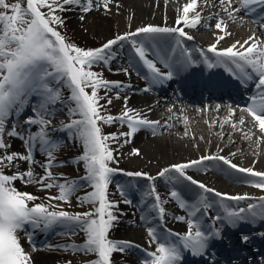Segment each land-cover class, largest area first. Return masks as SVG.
Returning a JSON list of instances; mask_svg holds the SVG:
<instances>
[{"label": "snow or ice", "instance_id": "6c2138e0", "mask_svg": "<svg viewBox=\"0 0 264 264\" xmlns=\"http://www.w3.org/2000/svg\"><path fill=\"white\" fill-rule=\"evenodd\" d=\"M93 2L94 0H85V2L82 0H16L9 3L8 0H0V150H3V154L0 155V264H32L31 254L26 252L21 244L20 233L25 234L32 246V251H37L39 249L36 248L33 240L34 232L38 229L46 232L57 225L64 227V235H75L78 231L85 234V242L82 245L72 244L64 247L66 250L70 248L73 252L94 255L95 259L88 261V264H112L113 253L117 251L123 253L129 248L139 247L128 241H114L109 238L113 222L117 219L114 210H118L117 204L109 199V186L116 172L122 170L110 166L116 161L109 141H115L118 137L115 134H103L100 122L111 124L119 120L121 125L126 123L130 131L120 135L129 137L140 128L153 127L158 122L143 118L141 113L127 108V101H125V110L119 117L102 115L101 109L105 106L99 102L104 97L99 96V90L103 88L108 91L113 87L119 88L121 83L103 79L101 73L92 69L100 63L108 65L116 55L111 51L112 47L120 41H128L135 56L151 74L152 83L170 80L173 77V64L170 57L165 59L159 51L154 52L159 62L169 69L167 73H164L157 67L154 59L148 58L149 51L146 43L137 42L134 37L140 34L148 37L178 34L179 37L189 41L194 37L187 34L181 27L150 25L141 27L136 32L118 35L100 48L82 49L67 42L65 36L57 31V26H63V20L56 13L70 10L65 7L66 5L78 6L87 13L93 9ZM95 2L99 4L101 0H95ZM25 3L26 6H24ZM110 3L111 0H103L106 10ZM220 3H227L228 7L225 11L232 19H235L234 13L239 12L241 8L246 15L256 11L257 8H264V0H240V8H232V0H220ZM196 8L197 0H191L185 5L183 15L176 21L177 25L183 23L189 28H196L201 22V14L196 12L195 16L189 19V13L195 12ZM44 9L47 11H43ZM215 28L226 32L222 19L217 21ZM224 39V35L219 36L217 43ZM150 46L155 48V45ZM177 48L183 49L182 59L177 63H191V52L183 48L180 39L175 40V47H170L169 53L175 55ZM197 51L204 56L202 50L197 49ZM207 52L212 53L216 58L215 63H212L205 57V63L209 68L222 66L225 71L243 83L253 81L254 76L258 78L255 83L257 94L250 97L251 102L241 110L247 112L259 130L264 132V42L252 36L243 44L237 41L225 49H218L217 45L213 44ZM124 71L127 74L128 70ZM63 88H67L70 92L66 100L63 98ZM89 88L90 93L86 90ZM148 90L144 89V91ZM32 97H36L37 102L31 105L34 115L28 116L23 121L24 125L29 126L26 129L22 127L19 117L29 107ZM116 98L119 99V96ZM107 103H112L111 98L107 99ZM58 104L67 107L69 115V122H61L59 130L66 131L69 138L78 139L83 146L82 155L74 161L75 163L82 161L84 164L85 175L79 181L64 178V182L59 183V178L52 172V169L57 166L55 153L61 145L50 138L48 128L52 124L50 117L55 115L53 106ZM10 121L13 122L9 128ZM244 123V120L240 121L241 125ZM31 126H38L39 130L33 133L30 131ZM5 137L22 140L25 144V153H9L7 149L11 147V144L6 142ZM37 145H39L40 153L46 158V162L40 164L43 175L39 176L33 168V165L38 163L35 159ZM131 154L139 155L140 153L133 150ZM17 161L26 162L28 168L21 171ZM204 161H222L229 169L252 178L247 181L249 186L264 192V171H255L253 167H240L224 156L207 155L199 160L164 168L158 173L159 178H166L169 183L178 182L182 178L191 185H196L201 192L191 204L182 199L178 191L170 192L171 198L187 212V220L184 216L175 217L187 223V231L184 234L170 230L157 232L156 228L149 227L150 245L155 244V249L154 251L142 250L146 258L141 264H180L184 251L191 252L193 256H203L208 249L209 241L218 239L221 235L214 225L204 224V217L215 204H218L224 213L223 216L217 214L211 217L216 221H226L233 227L240 222L252 224L258 221L264 222V196L228 195L187 175V169L202 165ZM13 167L17 169L14 173L10 175L5 173V168ZM173 172L178 175H170ZM123 174L145 176L150 181L157 179L142 172H124ZM17 180L25 185H39L42 190L56 188L58 194L48 197V200H58L67 205L71 204L72 197L86 185L91 191L83 196H77L76 199L80 206L91 205L92 209L88 212L71 213L57 204L34 203L40 198L18 190L15 187ZM118 191L125 196L124 202L130 204L131 200L126 198L125 189L118 186ZM205 193H213L219 200L211 202L209 197L204 195ZM146 195L154 198L152 209L158 212L160 220L163 221L165 216L163 205L168 201L161 199L154 184L150 186ZM224 201H248V203L246 207L232 208ZM142 219L147 220V217ZM29 228L31 231L28 230ZM260 235L264 236V233ZM172 237L176 239L173 240ZM242 240L247 242L249 236H243Z\"/></svg>", "mask_w": 264, "mask_h": 264}, {"label": "bare ground", "instance_id": "6f19581e", "mask_svg": "<svg viewBox=\"0 0 264 264\" xmlns=\"http://www.w3.org/2000/svg\"><path fill=\"white\" fill-rule=\"evenodd\" d=\"M82 2H85V0H82ZM190 2L191 0H111L108 10L104 8L103 0L99 4L95 0L93 2L92 11L95 12V15L100 13L106 19L109 18L105 26L97 29L94 26L89 27L91 35L98 39L102 45L115 39L118 35L136 32L137 29L150 25L181 27L187 34L194 37L190 41L179 37L178 34H163L155 37L140 34L138 37H134L137 42L146 43L149 51L148 58L154 59L157 67L164 73H167L169 69L159 62V59L154 56V52L159 51L165 59L170 57L173 64V77L170 80L152 83L151 74L135 56L134 50L128 41H120L112 47L111 51L116 55L108 65L100 63L92 69L101 73L103 79L121 83L119 88L113 87L108 91L103 88L99 90V96L104 97L99 102L105 106L101 109L102 115L119 117L125 110V101H127V108L141 113L143 118L158 122L153 127L140 128L130 137L120 135L130 131L126 123L121 125L119 120L111 124L100 122L103 134H115L118 137L115 141H109L110 147L114 150L113 156L116 161L110 166L122 170L117 171L112 177V184L109 186V199L112 201L115 200L117 195L122 196L118 191V186H121L126 191V198L131 200L130 204L124 202L126 208L116 203L118 210H114V214L117 219L113 222L109 234L113 231L112 233L116 234V241H128L139 246L129 248L123 253L119 251L113 253L112 264H141L143 259L137 251L141 252L143 249L154 251L155 249V244L150 245L149 227L156 228L157 232L170 230L180 234L186 233L187 223L179 221L175 217L184 216L187 220V212L181 209L179 204L171 198L170 192L172 190L178 191L182 199L191 204L195 202L197 194L201 190L182 178L174 183H169L166 178H159L158 173L164 168L199 160L207 155H219L224 156L240 167H253L255 171H264V132L259 130L247 112L241 110L246 107L231 106L224 103L227 98L222 97L221 93L218 94L221 104H203L205 100H212L205 98L197 101L202 94H206L208 98L215 95L212 90L213 86H210V84H214L216 80H210L211 77H216L221 83H224V77L228 76L229 73L222 66L212 68L207 66L205 57L212 63H215L216 60L212 53L207 52V49L213 44H216L218 49H225L237 41L243 44L245 40L252 36H255L259 41L264 40V19H262L264 8H257L256 11L247 15L244 9L241 8L239 12L234 13L235 19H232L225 11V8L228 7L227 3L221 4L220 0H197L196 11L189 13V19H192L196 12H199L201 14L200 24L196 28H189L183 23L177 25L176 21L183 15L184 6ZM70 7L78 6L73 5ZM240 7V0H232V8ZM66 15L69 19L78 18L77 21L80 22L82 27L88 24L86 19H81L74 11H68ZM220 19L224 21L226 32H221L215 28V24ZM221 35H224L225 39L217 43ZM176 39H180L183 48L191 52V63H177L178 60L182 59L183 49L177 48L175 55L169 53V48L175 47ZM150 45H155V48ZM197 49L202 50L204 56ZM125 69L128 70L127 74L124 71ZM205 73L207 74L202 77V87L199 88L197 77ZM256 80L253 79L248 85L255 84ZM216 86L226 88L219 83ZM145 88L149 90L144 91ZM192 88H194L192 98L187 101H197L199 105L187 106L183 98L175 103L167 95V92L171 89L189 91ZM256 94L257 89L254 96ZM117 96H119V99L116 98ZM108 98H111V104L107 103ZM31 99H33L30 100L31 104L37 102L36 97ZM53 107L56 111L57 107ZM54 117V120H56L55 127L51 132L59 134V138L64 136L67 144L62 148L65 149V154H63L69 156L67 159H70L71 162V164L67 162L64 166L66 171L73 169V172H69L70 174L65 178L69 177L68 180L79 181L81 177L77 175H85V172L80 174L78 171V168L80 169L81 165L83 166V162H74L82 155V152L79 151L80 143L76 139L69 138L68 133L65 135L63 131L59 130L61 122L66 123V118L69 117L68 110L60 111L58 109ZM241 120L245 122L243 125L240 124ZM8 140L10 139H6V142L10 143L11 147H16L20 152L25 153V144L22 140H10L11 142ZM133 150H137L140 154L132 155ZM35 159L38 163L33 166L41 169L40 164L46 162V158L40 153L38 145L35 151ZM18 164L21 171L28 168V164L24 161H20ZM61 164L63 165L61 162L57 163V165ZM124 172H142L147 176L157 177V179L150 181L145 176H126L123 174ZM186 172L193 179L221 193L253 197H259L260 195L255 192L258 189L249 186L247 183L252 178L229 169L222 161H204L202 165L189 168ZM170 175L175 176L178 174L173 172ZM61 181L58 182L63 183L64 179ZM80 182L84 183L83 181ZM153 184L161 199L168 201L167 204L163 205L165 208L163 221L160 220L158 212L152 209L154 198L146 195ZM88 191H91V189L85 185L72 197L71 201H77V196H83ZM262 193L261 196H264V192ZM204 195L208 196L211 202L219 200L212 193H205ZM122 197L125 198V196ZM224 203L235 208V206L246 207L248 201H224ZM66 205L64 204V206ZM211 210L219 212L221 216L224 214L218 204H215ZM142 217H147V220L142 219ZM207 217H212V214L208 213L204 220ZM211 222L212 224H210V221L204 222V224L216 227L221 225L223 229L229 228L226 221L211 220ZM161 223L165 224V229L161 226ZM239 226L246 228V225L237 224L235 227L231 226L230 230L240 229ZM55 228L62 227L57 225ZM52 231L53 228L48 230L44 239ZM71 238H78V242H72V244L82 245L85 242V234L80 231L75 235L71 234ZM172 239L175 240L176 237H172ZM24 242H26V239H24ZM209 246H212L211 241H209ZM70 252L71 258L69 259L75 262L74 264H88L91 259L89 256L95 257L94 255H85L83 252H73L71 249ZM261 252L264 254V249ZM207 254L203 256H189V254L184 256L182 253L180 264H202L209 260ZM214 258H217L216 255ZM225 258L232 260L230 255H226ZM56 261L57 259L53 255L49 257L38 256L35 264H55Z\"/></svg>", "mask_w": 264, "mask_h": 264}, {"label": "rangeland", "instance_id": "374dc122", "mask_svg": "<svg viewBox=\"0 0 264 264\" xmlns=\"http://www.w3.org/2000/svg\"><path fill=\"white\" fill-rule=\"evenodd\" d=\"M9 3H13L16 2V0H8ZM24 6H26V3L24 4ZM66 8H70V10L68 11H74L76 12V14L79 15V17H83L84 19H86V22L88 23L85 27H82L80 22L77 21L78 18H73V19H69V17H67V12L68 11H64V12H57L56 14L61 16L62 20H63V26H57V31H59L63 36H65L66 41L72 44H75L76 46L88 50L89 48H100V46H102L101 42L98 41V39H96L93 35H91V32L89 27L94 26L95 29H97L98 27H102L105 26L108 23V19H106V17L103 14L97 13L95 15L94 11H89L87 13H84L80 8L78 7H70V6H65ZM80 10V11H78ZM43 11H47V9H44ZM109 16V15H107ZM111 20V19H110ZM71 22V24H70ZM108 27V25H107ZM106 27V28H107ZM212 30V29H211ZM255 30V29H254ZM257 31V30H256ZM262 42H264V40H262ZM94 71V70H92ZM87 91H91V89H86ZM62 93H63V98L66 100L68 98V96L70 95V92L67 88H63L62 89ZM59 105V106H58ZM56 105L57 109L55 112H57V110L59 109L60 111H67V107H65L63 104H58ZM34 113L31 111V109L27 112H25L24 114H22L20 116V122L21 125L24 126V128H28L29 126L24 125L23 121L24 119H26L28 116H33ZM54 116L50 117L52 124L51 126L48 128V132H49V136L52 140L54 141H58L61 145V147L59 148V150L55 153L56 155V163L61 162L63 163V165H57L56 167H54L52 169L53 174L58 177V181L62 182L61 180L64 179L67 175H69V172H73V169H69V171L65 169L64 164H66L70 159H67V157L69 156H65L64 151L65 149H62L64 145H66V140L64 139V136L62 138H59V134H57L56 132H51V130L53 129V127H55V121L54 120ZM69 122V117L66 118V123ZM8 125L9 127H11V123ZM26 128V129H27ZM39 130L38 126H31L30 131L31 132H37ZM66 135V131H63ZM5 139H10L8 137H5ZM75 139V138H73ZM10 140H20V139H15V138H11ZM10 140H8L9 142H11ZM77 142H80L78 139H76ZM39 146V145H38ZM7 151L9 153L11 152H17L19 151L16 147H10L9 149H7ZM79 151L83 153V146L79 145ZM20 152V151H19ZM22 153H24L23 151H21ZM20 152V153H21ZM64 153V154H63ZM3 154V150H0V155ZM67 155V153H66ZM76 160V159H75ZM20 161H17L16 163H19ZM69 164V163H68ZM71 164V163H70ZM63 166V167H62ZM35 173L37 174V176L39 175H43V169L41 168H36L35 166H33ZM16 171V168L13 167L11 169L5 168V173L6 174H12ZM78 171L81 173L85 172L84 169V164L83 166L81 165L80 169L78 168ZM78 177H83L84 175H77ZM69 178V177H67ZM23 183L19 180H17L15 182V187L22 191V192H28L31 193L37 197H39L40 199L36 200L34 203H45V204H57L60 205V207L63 210L69 211L71 213H82V212H88L92 209L91 205H84V206H80L78 204L77 201H71L70 205H66L64 206V204L58 200H52L49 201L48 197L50 196H56L58 194V190L56 188H52L50 190L44 189L42 190L40 188L39 185L36 184H28V185H22ZM113 202L118 204V201H120V195H117L115 197V200H112ZM122 203V202H121ZM124 204H122L123 206ZM31 206V203H30ZM124 207V206H123ZM60 226V225H58ZM62 228H55L53 227V231L52 233H50V237L44 242L43 245H39L42 242V239L45 237L46 232L45 231H41V230H36L33 234V240L35 243V246L37 249V251H32V246L29 244L27 237L25 236V234L23 232L20 233V237H21V244L24 247L26 252H29L31 254V260H32V264H35L38 256H55L57 261L55 264H69V262H71V264H74L75 262H72L69 258H71V252H70V248H68L67 250L65 249L64 246H68V245H72V242L77 243L78 242V238L70 239L71 234L68 235H64L63 233L65 232V229L63 226H60ZM28 230L31 231V229L29 228ZM41 232V234L38 236V234ZM113 231H111V233L109 234V238L116 241V234L112 233ZM24 239H26V242H24ZM85 241V240H84ZM50 246V247H49ZM138 252V251H137ZM139 254L141 255L142 259H145V253L144 251L139 252ZM89 258L95 259V257L89 256Z\"/></svg>", "mask_w": 264, "mask_h": 264}]
</instances>
